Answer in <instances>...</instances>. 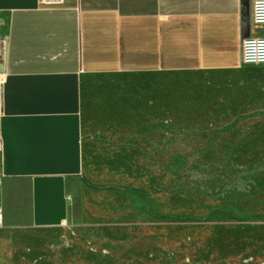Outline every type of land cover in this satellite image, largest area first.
Here are the masks:
<instances>
[{
	"label": "rangeland",
	"instance_id": "obj_1",
	"mask_svg": "<svg viewBox=\"0 0 264 264\" xmlns=\"http://www.w3.org/2000/svg\"><path fill=\"white\" fill-rule=\"evenodd\" d=\"M86 98L87 186L62 224L1 234L0 264H264V67L98 75Z\"/></svg>",
	"mask_w": 264,
	"mask_h": 264
},
{
	"label": "crops",
	"instance_id": "obj_2",
	"mask_svg": "<svg viewBox=\"0 0 264 264\" xmlns=\"http://www.w3.org/2000/svg\"><path fill=\"white\" fill-rule=\"evenodd\" d=\"M252 3L0 0V235L62 224L87 186L100 138L83 114L93 77L248 65L241 38L264 37Z\"/></svg>",
	"mask_w": 264,
	"mask_h": 264
},
{
	"label": "built area",
	"instance_id": "obj_3",
	"mask_svg": "<svg viewBox=\"0 0 264 264\" xmlns=\"http://www.w3.org/2000/svg\"><path fill=\"white\" fill-rule=\"evenodd\" d=\"M252 20L257 25H264V0H253ZM240 62L248 65L264 64V37L243 36L240 41ZM3 214L0 210V227Z\"/></svg>",
	"mask_w": 264,
	"mask_h": 264
}]
</instances>
